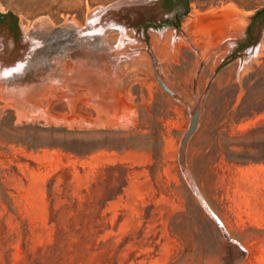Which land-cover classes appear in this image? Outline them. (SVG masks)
<instances>
[{
	"label": "rangeland",
	"instance_id": "374dc122",
	"mask_svg": "<svg viewBox=\"0 0 264 264\" xmlns=\"http://www.w3.org/2000/svg\"><path fill=\"white\" fill-rule=\"evenodd\" d=\"M159 1L0 0L40 31L0 88V264H264V17L237 49L264 0H187L177 25ZM117 4L124 35L79 30Z\"/></svg>",
	"mask_w": 264,
	"mask_h": 264
},
{
	"label": "water",
	"instance_id": "95a60500",
	"mask_svg": "<svg viewBox=\"0 0 264 264\" xmlns=\"http://www.w3.org/2000/svg\"><path fill=\"white\" fill-rule=\"evenodd\" d=\"M134 9V4H117L99 7L93 10V12L90 14L88 18V24H86L84 28H80L79 30H82V32H94L96 30L103 29L104 27H115L118 23H123V12L125 10L132 13ZM39 24L40 22L36 24V27L43 25ZM74 29L78 28L74 27ZM36 33H40V31L32 30L27 34H23L21 36L18 35V37L15 39L14 34L12 30L8 27V25L0 23V88H6L9 82L15 79H19L22 74L27 70L28 60L31 56L32 50L36 45V42L33 40V35H36ZM155 77L161 87L169 95L179 100L185 101V99L180 96V94L165 81L157 66L155 67ZM7 92H10L9 89L7 90ZM200 111L201 106L199 103L191 107L188 128L181 137L178 159L183 169H185V150L187 141L198 127L200 120ZM190 183L194 193L200 199L203 208L218 224L223 235L228 240H232L221 218L200 196L193 182L190 181Z\"/></svg>",
	"mask_w": 264,
	"mask_h": 264
},
{
	"label": "flooded vegetation",
	"instance_id": "af4514ba",
	"mask_svg": "<svg viewBox=\"0 0 264 264\" xmlns=\"http://www.w3.org/2000/svg\"><path fill=\"white\" fill-rule=\"evenodd\" d=\"M159 2H160V6L163 9L168 10V11H173V15H170L167 18L160 20V24H165V23L173 24L174 23L175 25H177L178 22H176V21L180 18L181 15H183L184 9H186L188 6L187 0H160ZM263 17H264V13L260 14L256 18V20L259 18H263ZM0 18L3 19V22H0L2 24H7L5 21L6 19H10L11 23L13 21V17L11 15H8L5 17L0 16ZM10 24H7V25L12 30ZM151 24L152 23H150L149 21L143 20L139 24H137V27L138 28L139 27H145V26H149ZM12 32H13L14 37L16 39L17 37L15 36V32L13 30H12Z\"/></svg>",
	"mask_w": 264,
	"mask_h": 264
},
{
	"label": "trees",
	"instance_id": "16d2710c",
	"mask_svg": "<svg viewBox=\"0 0 264 264\" xmlns=\"http://www.w3.org/2000/svg\"><path fill=\"white\" fill-rule=\"evenodd\" d=\"M264 13V5L257 8L255 10V12L251 15V21L248 24L247 28H246V33H247V37L245 41L240 42L239 46L237 49L241 50L243 49V47H245V45L249 42H251L253 36L251 35V28L253 27V25L256 22V18L260 15ZM11 15L13 17V21L10 24L12 30L15 32V36L18 37V32H19V26H18V21H17V17L16 15L11 12V11H7V12H0V16L5 17ZM0 22H3V19L0 18Z\"/></svg>",
	"mask_w": 264,
	"mask_h": 264
},
{
	"label": "bare ground",
	"instance_id": "6f19581e",
	"mask_svg": "<svg viewBox=\"0 0 264 264\" xmlns=\"http://www.w3.org/2000/svg\"><path fill=\"white\" fill-rule=\"evenodd\" d=\"M95 14V13H94ZM41 24V23H40ZM39 24V25H40ZM116 27L119 29V32L121 33V35H124V25L123 24H117L116 25ZM76 63H77V68L80 70V71H82V72H85L84 71V69L89 65L88 64V59H86V58H84V57H82V56H78V58L76 59ZM108 64V63H107ZM105 65V64H104ZM101 67V66H100ZM103 68V67H102ZM96 69V68H95ZM105 71V70H104ZM90 72V71H89ZM88 72V73H89ZM94 73V72H93ZM106 73V72H105ZM108 73V72H107ZM112 73V72H111ZM75 74V73H74ZM78 74V73H77ZM96 74V73H95ZM113 74V73H112ZM111 74V76H106L105 74H102V75H100V79L99 80H101V82H102V84H107L108 83V80H109V82L111 83V82H113L112 80H113V78H114V74L112 75ZM83 75H84V73H83ZM82 75V76H83ZM89 75V74H88ZM69 77V76H68ZM83 78V77H82ZM93 78V77H92ZM77 79V78H76ZM75 79V80H76ZM78 80V79H77ZM87 81V80H86ZM89 81V80H88ZM74 82H76V81H74ZM85 82V81H84ZM83 82V83H84ZM77 83V82H76ZM81 83V82H80ZM79 84V83H78ZM108 85V84H107ZM12 91H10V92H8L9 94H12L11 93ZM8 93H5L6 95L8 94ZM117 98V97H116ZM118 100V99H117ZM125 106V105H124ZM35 108V107H34ZM37 108V107H36ZM130 109V108H129ZM128 110V109H127ZM130 112V111H129ZM126 115V113H122L121 114V116L122 117H124ZM127 116V115H126ZM129 116H131V115H129ZM129 116H128V118H129ZM125 118H127V117H125ZM123 119V118H122Z\"/></svg>",
	"mask_w": 264,
	"mask_h": 264
}]
</instances>
